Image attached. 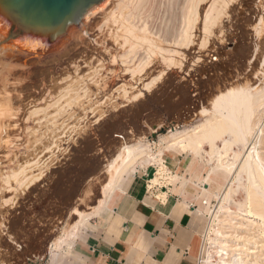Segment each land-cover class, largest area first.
Instances as JSON below:
<instances>
[{
  "label": "rangeland",
  "instance_id": "obj_1",
  "mask_svg": "<svg viewBox=\"0 0 264 264\" xmlns=\"http://www.w3.org/2000/svg\"><path fill=\"white\" fill-rule=\"evenodd\" d=\"M147 1L134 0L124 10L134 14L130 39L117 37L116 25L98 13L85 23L87 35L76 27L54 52L0 58V264H47L49 244L67 240L79 214L101 208L102 186L112 173L106 165L121 137L157 144L158 135L199 124L201 111L222 89L247 76L258 85L262 67L252 69L250 56L260 0H244L223 20L225 36L217 32L210 43L203 44L197 23L188 47L179 41L183 1ZM203 6L202 18L209 3ZM236 45L246 59L234 52ZM138 90L142 97L133 101ZM108 119L118 123L107 126ZM160 123L166 127L151 133ZM263 124L264 116L257 130ZM258 134L264 160V130ZM199 170V163L186 161L182 174L195 177ZM242 187H234L233 212L244 201Z\"/></svg>",
  "mask_w": 264,
  "mask_h": 264
},
{
  "label": "bare ground",
  "instance_id": "obj_2",
  "mask_svg": "<svg viewBox=\"0 0 264 264\" xmlns=\"http://www.w3.org/2000/svg\"><path fill=\"white\" fill-rule=\"evenodd\" d=\"M133 1L106 0L85 16L80 25L82 32L87 35L85 23L92 16L103 13L106 19L116 25L115 29L118 30L117 34L119 33L117 37L122 36L125 39L130 36V39L134 28L131 20L134 14H129L131 15L129 16L124 14V10L127 9V5L131 7ZM142 1L144 3V0ZM182 1L181 13L179 12L182 17L179 41L186 47L190 44L192 31L196 29L199 22L203 25V44H207L210 37L217 32L221 38L225 36L223 20L232 15L235 9L238 6L241 7L244 2V0ZM204 3H209V6L202 18ZM141 4L140 7H142ZM111 5L113 7L109 8ZM258 6L261 8L256 27L258 34L254 52L250 56L252 69L258 68L259 64L262 67L259 72L262 73V77L258 79V85L254 86L255 82L247 76L244 82H238L234 87L222 89L224 91L220 89V92L215 94L211 100L209 99V111L206 109L201 111L200 115H203V120L199 124L190 130L178 131L176 129L175 132H168L167 136L158 135L157 144L154 141L153 143H141L121 137L115 154L106 165L112 173L102 186L104 200L102 199L101 208L98 207L89 214H79L80 218L72 227L75 232H72L67 240L52 241L48 248L49 256L71 247L77 232L90 217L97 215L108 205L123 177L128 175L134 167L156 169L154 177L150 180V188L163 178L168 177L170 182H174L176 178L165 165L163 156L178 151L185 156L188 164L198 165L199 163L200 167L199 173L195 176L197 180L193 183L197 189L192 196L199 201L196 213L205 223L202 264H264V160L260 152H257L262 137L258 138L257 134L264 130V124L262 130H257L264 116V0H260ZM136 7L139 6L136 5ZM106 28L108 30V27ZM129 39H126V42ZM213 40H215L214 36ZM234 52L241 53L244 58L249 55L242 52L239 45L235 46ZM16 53L19 52H16L14 47L4 44L0 37V58L14 57ZM161 76H158L153 83L161 79ZM140 91L142 92L143 89ZM140 91L137 95L135 94L133 101L142 97ZM164 127H166L164 123L157 124L156 128L151 129V133ZM241 174L245 176V184H241ZM238 186H243L245 197L242 203L234 204L237 205L239 212H233L229 205L232 202V194L236 191L234 187ZM213 202L216 204L213 205ZM242 219L248 221L245 223ZM242 230L247 231L248 235L239 233Z\"/></svg>",
  "mask_w": 264,
  "mask_h": 264
},
{
  "label": "crops",
  "instance_id": "obj_3",
  "mask_svg": "<svg viewBox=\"0 0 264 264\" xmlns=\"http://www.w3.org/2000/svg\"><path fill=\"white\" fill-rule=\"evenodd\" d=\"M163 158L174 182L167 177L150 188L153 167L129 172L71 247L50 255L47 264H202L204 220L192 196L195 177L182 174L184 156Z\"/></svg>",
  "mask_w": 264,
  "mask_h": 264
},
{
  "label": "water",
  "instance_id": "obj_4",
  "mask_svg": "<svg viewBox=\"0 0 264 264\" xmlns=\"http://www.w3.org/2000/svg\"><path fill=\"white\" fill-rule=\"evenodd\" d=\"M105 1L0 0V37L4 44L25 56L54 52L68 41L71 31L81 25L85 16ZM105 122L107 126L118 123L110 119Z\"/></svg>",
  "mask_w": 264,
  "mask_h": 264
}]
</instances>
